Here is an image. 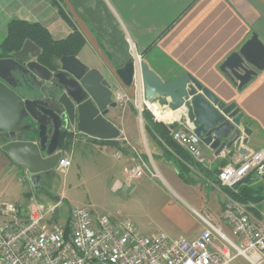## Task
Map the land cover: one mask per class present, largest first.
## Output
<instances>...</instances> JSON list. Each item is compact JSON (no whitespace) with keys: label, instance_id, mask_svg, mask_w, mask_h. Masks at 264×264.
I'll return each mask as SVG.
<instances>
[{"label":"crops","instance_id":"0c3cea01","mask_svg":"<svg viewBox=\"0 0 264 264\" xmlns=\"http://www.w3.org/2000/svg\"><path fill=\"white\" fill-rule=\"evenodd\" d=\"M57 1L68 21L60 14L54 0H0V54L7 26L13 20L39 23L56 41L65 40L78 31L85 40L78 60L88 69L98 70L108 81L113 79L115 92L127 94L130 100L112 109L107 117L120 130L119 139L111 143L92 140L73 129L75 141L80 140V135L87 137L93 143L89 145L104 157L114 155L121 161L119 170L109 171L116 175V182L125 181L127 169L140 159L156 173L154 179L163 181L158 186L163 196L145 193L140 199L141 211L155 220L145 226L146 222L135 216L128 218L146 236L163 232L174 239L188 240L198 238L208 229L207 220L228 239L238 242L239 238L223 219L225 206L232 198L219 185L218 174L226 165H240L245 161L244 156L235 153L230 157L229 152H224L216 157L213 151L201 145L205 163L199 164L193 158L195 164L186 165L187 179L191 182H185L165 158L158 139L145 130V120L143 116L141 120L136 106L137 88L126 87L117 71L135 60L147 63L164 81L190 74L221 101L235 104L244 114L242 123L253 132L245 148L254 154L264 149V71L258 72L250 83L239 89L220 68L253 34L264 44V0ZM16 78L21 80L19 75ZM34 82L41 83L29 74L24 88L18 89L20 94L25 98H40L31 87ZM22 139L36 142L37 130L30 131ZM61 151L66 157L65 150ZM119 153L121 158L117 157ZM0 156L12 162L2 151V144ZM9 172L8 183H11L13 176L18 177L20 172L17 169L14 175L12 170ZM244 184L264 188V178L251 174ZM164 185L174 196L168 194ZM136 186L132 194L137 196L141 194L140 188L145 186L144 179ZM30 193L28 191L26 197ZM246 206L256 221L264 223V201ZM152 222L157 224V229L151 228Z\"/></svg>","mask_w":264,"mask_h":264},{"label":"water","instance_id":"95a60500","mask_svg":"<svg viewBox=\"0 0 264 264\" xmlns=\"http://www.w3.org/2000/svg\"><path fill=\"white\" fill-rule=\"evenodd\" d=\"M41 54V49L28 40L11 58L0 59L2 151L26 170L33 186L40 183L42 175L57 170L63 157L61 137L69 128L101 141H113L121 136L107 118L118 107L113 79L110 82L98 70L88 69L75 56L62 57L59 71L52 72L38 62ZM220 69L242 89L258 72L264 71V44L253 34ZM29 74L49 85V91L38 99L25 98L18 90L24 88ZM117 76L128 88L133 87L134 77H139L145 103L186 116L194 125L200 144L216 157L224 152H229L230 157L239 153L244 160L252 156L245 147L253 132L243 125L244 114L235 104L221 101L190 74L164 81L147 63L133 60L118 70ZM158 122L170 134L178 127L177 122L170 126ZM34 129L37 141H24L22 137Z\"/></svg>","mask_w":264,"mask_h":264},{"label":"built area","instance_id":"2783aa9c","mask_svg":"<svg viewBox=\"0 0 264 264\" xmlns=\"http://www.w3.org/2000/svg\"><path fill=\"white\" fill-rule=\"evenodd\" d=\"M133 86L138 90L139 113L147 109L158 121L143 100L139 77H134ZM114 96L118 105L130 100L125 93L115 92ZM174 122L178 127L171 132L173 140L204 164L194 125L186 116L164 123L170 126ZM70 166L71 160L62 157L58 169L68 170ZM251 174L264 178V149L238 166L221 168L218 182L222 188L236 192ZM147 175L157 176L140 159L127 169L125 181L114 183L113 190L131 194L137 182ZM61 206L62 199L46 207L33 196L25 208L11 202L0 203V264H232L238 257L250 264H264V223L256 221L246 205L233 199L226 204L223 219L238 242L228 239L207 220L209 227L198 238L174 239L163 232L143 235L130 218L95 217L91 209L81 207L72 208L68 220L61 225L50 220Z\"/></svg>","mask_w":264,"mask_h":264},{"label":"rangeland","instance_id":"374dc122","mask_svg":"<svg viewBox=\"0 0 264 264\" xmlns=\"http://www.w3.org/2000/svg\"><path fill=\"white\" fill-rule=\"evenodd\" d=\"M32 89L35 94L42 96L49 91V85L46 82L36 83L33 84ZM74 138L65 148V156L71 160V166L68 170L57 168L50 177L41 179L36 186L31 184L24 168L0 156V203L11 202L25 208L28 200L33 196L44 206L50 207L57 204V199L60 198L62 199L60 211L57 215L50 216V220L61 225L66 223L70 210L75 207L89 208L95 217L110 215L116 219H125L135 216L136 219L146 222L145 226L149 225L148 223L153 219L155 220V217L150 218L141 211L140 199L145 193L163 196V192L158 187L159 184H163V181L159 178L154 179L145 176L143 178L145 186L140 188V196L124 191H114L113 185L116 182V175L109 171L112 169L119 170L121 161H118L114 155L104 157L99 151L93 149L92 145H89L93 143L87 137L80 135L79 141H75ZM16 169L20 172L19 176L15 178L13 176V182L8 183L9 171L12 170L14 175ZM166 188L168 194L174 196V193L168 187ZM28 191L31 193L26 197ZM151 225V228L157 229L156 223L152 222ZM138 229L140 232L142 231L140 228ZM232 253H234L233 250ZM232 264L250 263L244 258L238 257Z\"/></svg>","mask_w":264,"mask_h":264},{"label":"trees","instance_id":"16d2710c","mask_svg":"<svg viewBox=\"0 0 264 264\" xmlns=\"http://www.w3.org/2000/svg\"><path fill=\"white\" fill-rule=\"evenodd\" d=\"M54 4L63 18L68 21L59 2L54 0ZM28 40L32 41L42 51L38 62L52 72L59 71V62L62 57H77L85 45V40L78 31H74L65 40L56 41L49 31L39 23L13 20L8 24L7 36L1 44L0 59L11 58L15 52L22 49ZM142 116L145 120V130L158 139L164 149L165 158L173 164L181 179L185 182H191L187 179L188 169L186 165L195 164L193 157L173 140L172 135L164 130L159 122H155L150 111L145 109ZM72 138L73 134L64 132L60 141V150H65ZM225 191L234 201L243 205H255L264 201V188L261 186L251 187L250 184L245 185L243 182L237 187L236 192L227 189Z\"/></svg>","mask_w":264,"mask_h":264},{"label":"bare ground","instance_id":"6f19581e","mask_svg":"<svg viewBox=\"0 0 264 264\" xmlns=\"http://www.w3.org/2000/svg\"><path fill=\"white\" fill-rule=\"evenodd\" d=\"M149 108L152 110L154 115L156 114L155 116L159 121L164 120L163 122H167L168 120L169 121L174 120L179 117L178 113H173V112H169L168 110H163L161 107H159L156 104L149 105ZM174 116H176L177 118H174Z\"/></svg>","mask_w":264,"mask_h":264},{"label":"flooded vegetation","instance_id":"af4514ba","mask_svg":"<svg viewBox=\"0 0 264 264\" xmlns=\"http://www.w3.org/2000/svg\"><path fill=\"white\" fill-rule=\"evenodd\" d=\"M73 129H75V128H69V130L68 131H66V133H68V134H72V130ZM54 173V172H53ZM53 173H51V174H53ZM51 174H49V175H42V179H46V178H48V177H50V175Z\"/></svg>","mask_w":264,"mask_h":264}]
</instances>
